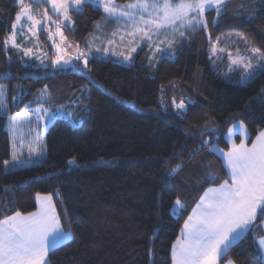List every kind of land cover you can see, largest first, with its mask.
<instances>
[{
    "label": "trees",
    "instance_id": "obj_1",
    "mask_svg": "<svg viewBox=\"0 0 264 264\" xmlns=\"http://www.w3.org/2000/svg\"><path fill=\"white\" fill-rule=\"evenodd\" d=\"M17 10L16 0H0V41ZM72 15L74 31L67 33L81 43L103 13L87 4ZM205 17L207 29L195 31L177 57L163 58L155 74L138 61L124 65L103 57L89 59L83 72L44 68L14 52L9 60L0 44L8 109L0 112V218L35 211L37 193L51 194L73 239L49 251V264H170L172 243L199 196L228 179L217 153L195 151L201 130L214 129L203 139L227 149L225 133L235 121L247 126L248 144L264 129V74L241 84L234 81L237 75L214 72L209 58L211 43L226 33L245 34L249 47L264 49V0H229L219 16L213 9ZM45 85L47 101L73 107L81 122L57 117L46 129L39 122L44 155L6 169L9 117H32L33 130L23 131L34 139V100ZM174 97L186 98L183 112L174 107ZM72 157L76 164L69 168ZM165 162L182 163V170L169 176ZM177 196L187 205L179 215L173 213ZM229 260L264 264L252 235L235 241L219 263Z\"/></svg>",
    "mask_w": 264,
    "mask_h": 264
},
{
    "label": "snow or ice",
    "instance_id": "obj_2",
    "mask_svg": "<svg viewBox=\"0 0 264 264\" xmlns=\"http://www.w3.org/2000/svg\"><path fill=\"white\" fill-rule=\"evenodd\" d=\"M228 2L229 0H125L123 3H118L117 0H17L19 11L15 22L0 44L9 60L14 52L20 54L18 58L21 61L25 58L38 60L45 68V58L50 60L54 68H78V64H73V59L82 60L87 67L88 57L93 51L104 54L111 52L124 61L131 62L134 59L133 53L141 43L152 50L153 57L166 51L175 54V45L184 40L188 32L207 29V10L214 9L219 16ZM87 4L94 5L96 10L102 9L101 21L96 24V31L100 36L93 37V41H100V46L93 48L91 43L86 44L85 50L78 51L73 58L69 50L78 48V45L69 42L65 29L74 31L70 27L74 23L72 14L82 13ZM237 7L246 11L243 4ZM109 22L115 26L110 32H105ZM40 32L45 33L47 40L52 42L54 52L51 55L42 48ZM239 39L245 44L243 52L235 42H232L235 52L227 46L220 47L222 42L217 39L210 49V59L215 58V63L226 53L230 61L229 70L240 68L242 78L250 81L264 74V49L249 47L243 36ZM29 42L32 46H26ZM118 46L125 47L126 53L116 52ZM149 59L151 62L152 58ZM31 67L30 64L29 68ZM46 89L47 85L40 91L41 98ZM6 93V86L0 85V112L5 114L8 111ZM17 98L14 96L12 99L15 101ZM46 103L49 101L38 102L35 109L37 136L32 140H28L23 131L25 126L29 133L33 130L32 117L26 112L9 117L12 153L10 160L3 161L4 168L34 163L44 155L46 146L39 137L38 125L40 121L57 116V112L53 110L56 106L45 107ZM172 103L178 112H183L186 98L181 97L177 103L174 97ZM58 107L63 109L64 105ZM208 127L205 125V129ZM237 127L243 133L239 143L232 139ZM211 131L215 130H201V147L195 151L207 148L212 152L215 148L220 152V158L228 169V179L218 186L208 187L195 202L191 213L183 222L180 234L172 243V264H219L230 246L245 235H252L259 252L264 254V130L259 131L249 146L244 121L234 123L226 134L230 142L226 151L214 142L210 144L203 139ZM25 146L27 155L24 154ZM171 159L169 157V162ZM68 164H76V158L72 157ZM182 167V163L171 167L165 162V171L169 176L182 170ZM207 179L210 183L216 182L212 174ZM37 201L35 211L24 214L17 210L12 215L5 214L0 218V264H48L49 251L73 239L61 223L52 195L37 193ZM186 207L177 196L173 211L179 215ZM227 264L235 262L229 260Z\"/></svg>",
    "mask_w": 264,
    "mask_h": 264
},
{
    "label": "rangeland",
    "instance_id": "obj_3",
    "mask_svg": "<svg viewBox=\"0 0 264 264\" xmlns=\"http://www.w3.org/2000/svg\"><path fill=\"white\" fill-rule=\"evenodd\" d=\"M117 2L118 3H123L122 1H118V0H117ZM16 5L18 6L17 0H16ZM18 11H19V6H18L17 12ZM15 16H16V14H15ZM101 18L94 22L93 30L85 37V39L81 43H78L76 40H74L71 37H69L68 33H67L68 29H65V35L68 37L69 42L78 45V48H73V49L69 50L70 55L73 58L76 56L78 51L85 50L86 44L91 43L93 48L100 46V41L99 40L93 41V37L94 36H100V33L96 31V24H97V22L101 21ZM13 22H15V17L13 19ZM114 26L115 25L113 23L109 22L107 27L104 29V31L105 32H110L114 28ZM70 27L72 29H74V25L73 24ZM193 34H194V32H188L186 34V38L184 40H182V41H179L175 45V48H174L175 54H173L171 51H166V52H163V53H158V54H156V57H153L152 50L146 44L141 43L140 47H138L136 52L133 53L134 59L131 62L124 61L122 57H120L118 55H113L111 52L107 53V54H104V53L95 52V51H93L89 55L88 61H89V59H91L93 57L110 58V59L114 60L115 62H118L120 64H124V65H129V64H131V63H133L135 61H138V62L146 65L149 68V71H150L151 74H155L160 61L163 58H165V57H169V58L177 57L178 54L181 52V50L189 43V40L192 38ZM242 36L245 37L247 39V42H248L247 35L240 34V33H237V34H234V33L222 34L217 39H219L222 42L219 45L220 47L227 46L231 51L235 52V48L232 45V42H235L236 45L243 52V50L245 48V44H244V42L242 40L239 39ZM39 39L41 41V45H42L43 50L49 52V54L51 55V53L54 52V49L51 48V43L52 42L50 40H47V36L43 32L39 33ZM217 39L214 42L211 43V47L214 44H216ZM26 46H32L31 42H29ZM121 51H124L126 53L127 49L125 47H123V46L116 47V52H121ZM210 55H211V53L209 54V58H210ZM222 56H223V58L216 60L215 63H213V59H215V58L211 59V67L213 68V71L218 73V74H222L223 76H226V75H229V76L237 75L238 79H236L234 81H236L238 83H241V84H246L248 82V80H244L242 78L243 74H242L241 69L237 67V68H234V70L230 71L229 70L230 61L227 59L226 53L222 54ZM150 57L152 58L151 62H150V59H149ZM27 60H30V59L29 58H25V62ZM35 62H36L37 66L44 67V66L40 65V62L38 60H35ZM253 63H256V61H253ZM45 64L47 65V68L48 67L54 68V67L51 66L50 60L47 59V58H45ZM73 64H78L79 67L75 68L73 66H65L62 69H69V70L76 71V72H83L86 69V67L84 66L82 60L77 61V60L73 59ZM55 68H60V67H55ZM18 95L16 97H18ZM47 98H48L47 91L45 92V95L42 98L40 97V92H39V94H37V96H36V98L34 100L35 101V109H36V107L38 105V102H43L44 100H47ZM160 100H162L161 97H160ZM176 102L179 103L178 101H176ZM52 105L56 106L53 110L57 112V116L54 119H47L46 121H40V125H41L42 129L48 128L50 126V124L57 117H63V118L69 119L71 121L72 125H77V124H79L81 122L80 121L81 119H78V117L75 118L74 109H73V107L69 106L68 104H54V103L49 102V103L45 104V107H51ZM59 105H64V108L63 109L59 108L58 107ZM74 105H76V104H74ZM70 167H72V165H69V168ZM173 213L176 214L174 211H173ZM47 261H48V259H47Z\"/></svg>",
    "mask_w": 264,
    "mask_h": 264
},
{
    "label": "crops",
    "instance_id": "obj_4",
    "mask_svg": "<svg viewBox=\"0 0 264 264\" xmlns=\"http://www.w3.org/2000/svg\"><path fill=\"white\" fill-rule=\"evenodd\" d=\"M237 122H238V121H235L234 123H237ZM234 123H233V124H234ZM233 124H232V125H233ZM232 125H231L230 127H232ZM262 130H264V129H262ZM227 131H228V130H227ZM227 131H226V133H225V139H226L228 145L230 146V142H229L228 136L226 135V134H227ZM247 135H248V137H249V131H248V129H247ZM236 136H239V140L236 139ZM241 138H243V133H241L240 130H239V128L237 127V129H236V130L234 131V133H233L232 139L235 140L236 143H239ZM255 138H256V136H255ZM255 138H254L253 140H255ZM246 142H247V141H246ZM250 145H251V143L249 144V146H250ZM229 146H228V147H229ZM218 147H219V146H218ZM219 148H220V147H219ZM213 149H214L213 151H214L215 153H217V154L221 157L220 152L216 151L215 148H213ZM220 149H222V148H220ZM224 150L226 151L227 149H224ZM221 160H222V159H221ZM222 163H223V165H224L223 160H222ZM224 167H225V165H224ZM225 169H226V172L228 173V169H227L226 167H225ZM227 176H228V175H227ZM217 186H218V185H217ZM209 187H214V186H209ZM207 188H208V187H207ZM207 188H206V189H207ZM206 189H205V190H206ZM202 194H203V193H202ZM202 194H201V195H202ZM36 203H37V207H38L37 196H36ZM36 209H37V208H36ZM190 213H191V212H190ZM190 213H189V214H190ZM182 226H183V224H182ZM182 226H181V228H182ZM181 228H180V229H181ZM179 234H180V231H179ZM257 247H258V246H257ZM261 256H262V258H263V260H264V254H261ZM47 259H48V256H47ZM227 262H228V261H226V262H224V263H219V264H227ZM48 264H49V262H48ZM170 264H172V259H171V263H170Z\"/></svg>",
    "mask_w": 264,
    "mask_h": 264
}]
</instances>
